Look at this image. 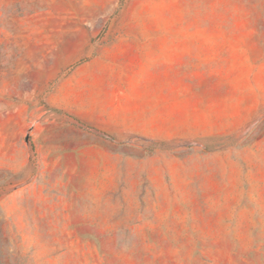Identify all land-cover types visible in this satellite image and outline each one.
Listing matches in <instances>:
<instances>
[{"label":"rangeland","instance_id":"obj_1","mask_svg":"<svg viewBox=\"0 0 264 264\" xmlns=\"http://www.w3.org/2000/svg\"><path fill=\"white\" fill-rule=\"evenodd\" d=\"M107 48L138 106L29 88ZM0 264H264V0H0Z\"/></svg>","mask_w":264,"mask_h":264},{"label":"crops","instance_id":"obj_2","mask_svg":"<svg viewBox=\"0 0 264 264\" xmlns=\"http://www.w3.org/2000/svg\"><path fill=\"white\" fill-rule=\"evenodd\" d=\"M95 53L79 50L64 58L52 74L36 83L29 82L30 89L36 87L39 92H45L43 100L51 115L59 113L79 121H101L127 106L140 104L139 92L132 91L140 87L147 69L143 53L109 48ZM84 54L86 59L79 63Z\"/></svg>","mask_w":264,"mask_h":264}]
</instances>
